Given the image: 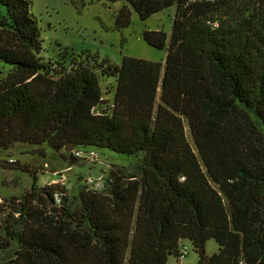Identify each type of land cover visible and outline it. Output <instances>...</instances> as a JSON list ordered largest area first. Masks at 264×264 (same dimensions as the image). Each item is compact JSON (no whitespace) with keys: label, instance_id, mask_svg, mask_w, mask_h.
Returning a JSON list of instances; mask_svg holds the SVG:
<instances>
[{"label":"trees","instance_id":"obj_1","mask_svg":"<svg viewBox=\"0 0 264 264\" xmlns=\"http://www.w3.org/2000/svg\"><path fill=\"white\" fill-rule=\"evenodd\" d=\"M0 1V59L12 66L0 147L74 144L73 159L91 147L140 162L106 191L84 186L78 204L57 184L26 193L7 216L3 264H168L183 239L198 264H264V0H109L125 2L118 25L130 9L146 19L177 6L169 37L144 32L165 62L119 65L91 52L44 60L30 2ZM102 74L116 79L111 104Z\"/></svg>","mask_w":264,"mask_h":264},{"label":"rangeland","instance_id":"obj_2","mask_svg":"<svg viewBox=\"0 0 264 264\" xmlns=\"http://www.w3.org/2000/svg\"><path fill=\"white\" fill-rule=\"evenodd\" d=\"M30 9L41 32L46 61H62L64 57L85 55L91 52L119 65L125 55L160 60L165 62L168 51L147 43L145 30H164L169 37L176 16V7L163 9L149 18L142 19L131 10L130 23L118 25V15L125 6L123 1L109 0H28ZM7 13V6L0 1V14ZM67 50V53H66ZM12 66L0 59V82L6 78ZM103 101L112 103L116 79L111 75H100ZM105 105V103H104ZM92 156L73 159L64 151H56L47 145L17 142L9 148L0 147V240L5 236V228L14 208L26 193L43 194L44 188L57 184L71 195L75 204L84 186L96 191L107 190L115 179L114 172L130 177L140 172V162L128 159L107 148L95 149ZM72 150V149H71ZM129 180L133 178H128ZM36 188H35V186ZM188 247L184 257L169 255L168 264H198L199 251L194 244L183 239L181 250ZM14 247L0 248V263L13 254ZM220 249L215 239L206 243L207 254Z\"/></svg>","mask_w":264,"mask_h":264},{"label":"built area","instance_id":"obj_3","mask_svg":"<svg viewBox=\"0 0 264 264\" xmlns=\"http://www.w3.org/2000/svg\"><path fill=\"white\" fill-rule=\"evenodd\" d=\"M73 152L76 157H83L87 153H90L92 156L96 154V152L91 149H77V150H73ZM188 250H189L188 247L185 246L184 249L182 250L183 253H181V257H184L188 253ZM238 264H245V263L244 261H240Z\"/></svg>","mask_w":264,"mask_h":264},{"label":"water","instance_id":"obj_4","mask_svg":"<svg viewBox=\"0 0 264 264\" xmlns=\"http://www.w3.org/2000/svg\"><path fill=\"white\" fill-rule=\"evenodd\" d=\"M73 145L74 144L67 145L66 148H65V150L66 151H70L72 149Z\"/></svg>","mask_w":264,"mask_h":264}]
</instances>
